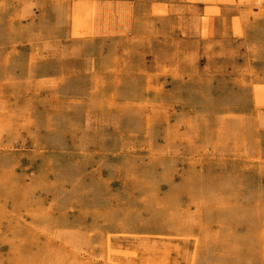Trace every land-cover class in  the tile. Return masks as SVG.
<instances>
[{
    "label": "rangeland",
    "instance_id": "obj_1",
    "mask_svg": "<svg viewBox=\"0 0 264 264\" xmlns=\"http://www.w3.org/2000/svg\"><path fill=\"white\" fill-rule=\"evenodd\" d=\"M255 1L0 0V58L6 57L0 59L3 60L0 62V135H2L0 136V189H2L0 190V264H23L25 259L30 264H38L37 259L44 258V253H48V256L41 260L42 264H74L75 262L76 264H264V91H262L264 90L262 88L264 87L262 65L264 56L252 52L257 48L253 47L252 49L251 44V46H247L246 25H244L248 17L264 14V1ZM22 26L25 28L23 29ZM159 30H162L161 34H158ZM145 34L149 36L146 37ZM31 36L34 37L31 38ZM67 36L68 38H66ZM78 36H81V39ZM38 37L41 38L38 39ZM17 38L18 41L21 39L23 44L18 42ZM230 38H233L234 41ZM224 41L232 43L225 42V44ZM213 42L218 45L216 46ZM6 44L8 45L6 46ZM65 46L67 48H64ZM16 47L18 49H15ZM37 48L40 51H37ZM237 48L241 50L238 51ZM53 49L57 51L54 52ZM213 49L216 51L215 53L212 51ZM249 49H252L251 52ZM103 52L105 57L102 55ZM252 53L254 54L252 55ZM33 55H37V57ZM56 55L59 56L56 57ZM195 58L200 61L197 62ZM216 58L220 59L216 60L215 64ZM112 59H116V66L113 65L115 63ZM29 60H32L31 63ZM220 60L224 63H219ZM104 63H108L106 67ZM211 64H213L212 68ZM110 68L112 70H108ZM25 69L26 71H24ZM106 70L109 72H104ZM194 73L199 74L195 75ZM60 74L65 77L62 78ZM171 74H176L178 79ZM112 75L114 78L111 77ZM151 75L152 77H150ZM190 75L191 78H189ZM253 75L255 78L251 77ZM179 76H181L180 80ZM199 76L201 77L199 78ZM92 77H94L93 80ZM197 78L198 80H196ZM222 79L226 80L222 81ZM116 80H118L117 85L115 84ZM202 80L209 81L211 84ZM232 80L235 83L231 82ZM216 81L219 84L215 83ZM58 82L60 85L57 88L55 85L59 84ZM183 82L185 84L182 86ZM102 83H105L103 88ZM143 84L145 85L143 86ZM211 85H214L213 88ZM200 86L205 88L202 87V90ZM226 86H230V89ZM92 87L96 89L93 90ZM181 87L185 89H181ZM143 90L145 92H142ZM34 91L36 92L34 93ZM198 91L199 94L203 91L204 96L202 93L201 96L197 95ZM169 92L172 94H168ZM181 93L185 95L183 96ZM82 96L84 97L81 98ZM194 96L196 97L194 98ZM147 97L149 98L147 99ZM217 97L220 100L216 99ZM87 99L90 100V104L86 101ZM162 101L167 103H161ZM158 102L159 104L155 105ZM133 103V106L128 105ZM202 103L203 105L205 103L206 109ZM214 104L218 105H216L218 109ZM238 104H240V108ZM138 105H140L139 108ZM201 106L203 108H200ZM141 107L142 110L144 109L143 111ZM110 108L112 110H108ZM132 109L137 114H144L141 115L143 118L140 114L137 118V114ZM223 109L226 110L222 112ZM103 110L104 112H102ZM153 110L157 115L160 113L162 115L157 116ZM126 112L127 114H124ZM209 112L211 114L214 112L213 115H210L214 117H210ZM163 113L165 114L163 115ZM190 113L192 114L190 115ZM149 115L152 118L155 117L156 121L153 119L154 122ZM156 116L158 118L160 116L162 122ZM169 116L171 117L169 118ZM118 118L119 120H117ZM112 120L115 121L111 122ZM141 123L143 126H140ZM152 123H156L154 127L157 130L152 126ZM171 123L175 125L170 126ZM182 124L187 125L184 127ZM200 126L203 128L200 129ZM197 127L200 130H197ZM191 130L196 135L192 134ZM198 131L200 132L198 133ZM149 133L150 135H148ZM173 133L175 134L173 135ZM163 134H166L165 137ZM152 137L155 138V141ZM170 137L173 139L171 140ZM196 137L197 139H195ZM202 137L205 139L204 142L201 141ZM173 140L176 141L177 146L175 145V147ZM181 142L184 146L194 145L187 148ZM33 147L34 149H32ZM194 148L195 150H193ZM22 150L24 151L22 152ZM199 151L204 152L200 154ZM191 161L193 162L191 163ZM238 161L241 162V165L237 163ZM246 163L248 164L246 165ZM184 167H187V170ZM236 170L238 171L236 172ZM202 171L206 173V176ZM239 171L242 172L239 173ZM207 172H211V177ZM240 174L244 177L242 178ZM109 184L110 186L107 187ZM2 186H6V189H3ZM69 186L73 191L68 190ZM8 187H17V189L7 190ZM66 189L68 193L70 191L69 194ZM14 190L18 192L15 193ZM74 192L76 193L74 194ZM1 194L6 197L3 198ZM232 194L238 197L236 198ZM11 196H15L17 199L15 197L13 199ZM22 199L25 201H21ZM13 200H17L18 204ZM12 201L15 203L13 204ZM26 201H28L27 204L24 203ZM253 202L254 206L250 207ZM13 206L15 208H12ZM154 223H159L160 227L153 228ZM140 231L141 233H139ZM235 250L238 253H234Z\"/></svg>",
    "mask_w": 264,
    "mask_h": 264
},
{
    "label": "bare ground",
    "instance_id": "obj_2",
    "mask_svg": "<svg viewBox=\"0 0 264 264\" xmlns=\"http://www.w3.org/2000/svg\"><path fill=\"white\" fill-rule=\"evenodd\" d=\"M254 1H255V0H254ZM263 1H264V0H263ZM251 2H252V1H251ZM255 2H256V1H255ZM255 2H254V3H255ZM255 4H256V3H255ZM4 5H5V4H4ZM242 8H243V7H242ZM252 8H253V7H252ZM239 10H240V9H239ZM64 11H65V10H64ZM69 11H70V10H69ZM77 11H78V10H77ZM248 11H251V10H248ZM125 12H126V11H125ZM134 12H135V11H134ZM144 12H145V10H144ZM144 12H143V13H144ZM147 12H148V11H147ZM58 13H59V12H58ZM58 13H57V14H58ZM73 13H74V12H73ZM127 13H128V12H127ZM254 13H255V12H254ZM44 14H45V12H44ZM249 14H250V13H249ZM16 15H18V14H16ZM72 15H73V14H72ZM75 15H76V14H75ZM140 15H141V14H140ZM142 15H143V14H142ZM251 15H252V14H251ZM10 16H11V15H10ZM40 16H41V14H40ZM42 16H43V14H42ZM58 16H59V15H58ZM58 16H57V17H58ZM61 16H62V15H61ZM63 16H64V15H63ZM63 16H62V17H63ZM79 16H80V15H79ZM256 16H257V15H256ZM43 17H44V16H43ZM55 17H56V16H55ZM64 17H65V16H64ZM149 17H150V16H149ZM149 17H147V18H149ZM254 17H255V16L253 15V18H254ZM257 17H258V16H257ZM9 18H10V17H9ZM13 18H15L14 15H13ZM41 18H42V17H41ZM152 18H153V17H152ZM248 18H249V17H248ZM253 18H251V19H253ZM39 19H40V17L38 18V20H39ZM55 19H56V18H55ZM76 19H77V18H76ZM246 19H247V18H246ZM151 20H152V19H151ZM7 21H8V20H7ZM43 21H44V18H43ZM61 21H64V20H61ZM142 21H143V19H142ZM250 21H253V20H250ZM11 22H12V21H11ZM58 22H59V21H58ZM58 22H57V24H58ZM79 22H80V21H79ZM148 22H149V21H148ZM237 22H238V21H237ZM241 22H242V21H241ZM60 23H61V22H60ZM60 23H59V24H60ZM62 23H63V22H62ZM247 23L250 24L249 21H247ZM262 23H263V22H262ZM10 24H11V23H10ZM20 24H21V23H20ZM63 24H64V23H63ZM78 24H79V23H78ZM7 25H8V23H7ZM33 25H34V24H33ZM67 25H68V24H67ZM79 25H80V24H79ZM146 25H147V24H146ZM234 25H235V24H234ZM244 25H246V24H244ZM251 25H252V24H251ZM153 26H154V25H153ZM164 26H165V25H164ZM248 26H250V25H248ZM257 26H258V25H257ZM6 27H7V26H6ZM22 27H23V26H22ZM40 27H41V26H40ZM40 27H39V28H40ZM66 27H67V26H66ZM149 27H150V26H149ZM233 27H235V26H233ZM246 27H247V25L245 26V28H246ZM24 28H25V27H23V29H24ZM29 28H30V27H29ZM32 28H33V26L31 27V29H32ZM51 28H52V27H51ZM147 28H148V27H147ZM165 28H167V27H165ZM173 28L175 29V27H173ZM173 28H172V29H173ZM240 28H241V27H240ZM256 28H260V27H256ZM11 29H12V28H11ZM143 29H144V28H143ZM155 29H156V28H155ZM158 29H159V26H158ZM168 29L170 30L171 28H168ZM7 30H8V29H7ZM7 30H6V31H7ZM9 30H10V28H9ZM21 30H22V29H21ZM40 30H41V29H40ZM112 30H113V28H112ZM134 30H135V29H134ZM146 30H147V29H146ZM148 30H149V29H148ZM169 30H167V31H169ZM245 30L247 31V29H245ZM248 30H249V29H248ZM250 30H251V29H250ZM6 31H5V32H6ZM113 31H114V30H113ZM135 31H136V30H135ZM161 31H162V30H161ZM161 31L159 30L160 33H158V34H161ZM163 31H164V30H163ZM258 31H259V30H258ZM39 32H40V31H39ZM89 32H90V31H89ZM133 32H134V31H133ZM140 32H141V31H140ZM145 32H146V31H145ZM152 32H154V31H152ZM165 32H166V31H165ZM171 32H172V31H171ZM27 33H28V32H27ZM143 33H144V32H143ZM147 33H148V31H147ZM150 33H151V32H150ZM150 33H149V34H150ZM162 33H163V32H162ZM34 34H35V33H34ZM152 34H153V33H152ZM158 34H157V36H159ZM248 34H249V31H248ZM257 34H258V33H257ZM38 35H39V34H38ZM38 35H37V36H38ZM40 35H41V34H40ZM124 35H125V34H124ZM133 35H135V34L133 33ZM136 35H137V32H136ZM139 35H140V34H139ZM145 35H146V34H145ZM153 35H156V34L154 33ZM245 35H246V34H245ZM5 36H6V35H5ZM5 36H4V37H5ZM25 36H26V35H25ZM54 36H55V35H54ZM84 36H87V35H84ZM140 36H141V35H140ZM147 36H149V35H146V37H147ZM157 36H156V37H157ZM6 37H7V36H6ZM6 37H5V38H6ZM29 37H30V36H29ZM32 37H34V36H31V38H32ZM45 37H46V36H45ZM48 37H49V36H48ZM78 37H80V39H81V36H78ZM127 37H128V34H127ZM12 38H13V37H12ZM24 38H25V37H24ZM35 38H36V37H35ZM39 38H41V37H38V39H39ZM54 38H55V37H54ZM61 38H62V36H61ZM66 38H68V36H67ZM66 38H64V39H65V40H68V39H66ZM76 38H77V37H76ZM85 38H87V37H85ZM125 38H126V37H125ZM247 38H249V37H247ZM13 39H14V38H13ZM19 39H20V38H19ZM59 39H60V37H59ZM131 39H132V38H131ZM136 39H138V38H136ZM147 39H148V38H147ZM151 39H152V38H151ZM157 39H158V37H157ZM157 39H156V40H157ZM230 39H231V38H230ZM7 40H8V39H7ZM9 40H10V39H9ZM16 40L18 41V38H17ZM20 40H21V39H20ZM20 40H19V41H20ZM29 40H30V39H29ZM44 40H46V39L44 38ZM49 40H50V39H49ZM71 40H72V39H71ZM91 40H92V39H91ZM93 40H94V39H93ZM127 40H128V38H127ZM224 40H225V39H224ZM250 40H251V38H250ZM250 40H249V41H250ZM10 41H11V40H10ZM19 41H18V42H19ZM32 41H33V40H32ZM32 41H30V42H32ZM47 41H48V40H47ZM60 41H61V40H60ZM104 41H105V40H104ZM132 41H133V40H132ZM135 41H136V40H135ZM135 41H134V42H135ZM220 41H222V39H220ZM229 41H231V40H229ZM232 41H234V40H232ZM246 41H248V40H246ZM251 41H252V40H251ZM15 42H16V41H15ZM20 42H21V41H20ZM25 42H26V41H25ZM25 42H24V43H25ZM30 42H29V43H30ZM61 42L63 43V41H61ZM72 42H73V41H72ZM94 42H95V41H94ZM114 42H115V41H114ZM123 42H124V41H123ZM209 42H211V41H209ZM222 42H223V41H222ZM222 42H221V43H222ZM225 42H227V41H224V43H225ZM235 42H236V41H235ZM235 42H234V43H235ZM243 42H244V41H243ZM12 43H13V42H12ZM62 43H61V44H62ZM67 43H69V42H67ZM70 43H71V41H70ZM102 43H103V41H102ZM105 43H106V41H105ZM213 43H214V42H213ZM215 43H216V42H215ZM215 43H214V44H215ZM227 43H230V42H227ZM231 43H232V42H231ZM231 43H230V44H231ZM246 43H247V42H246ZM252 43H253V42H252ZM9 44H10V43H9ZM13 44H14V43H13ZM21 44H23V42H21ZM21 44H20V45H21ZM57 44H58V43H57ZM63 44H66V43H63ZM75 44H76V42H75ZM111 44H112V43H111ZM115 44H116V43H115ZM119 44H120V43H119ZM121 44H122V43H121ZM225 44H226V43H225ZM225 44H224V45H225ZM230 44H229V45H230ZM247 44H248V43H247ZM1 45H2V44H1ZM3 45H4V44H3ZM7 45H8V44H6V46H7ZM10 45H11V44H10ZM16 45H17V44H16ZM16 45H15V46H16ZM24 45H25V44H24ZM45 45H46V44H45ZM99 45H102V44H99ZM172 45H173V44H172ZM210 45H211V44H210ZM215 45H216V44H215ZM217 45H218V44H217ZM217 45H216V46H217ZM227 45H228V44H227ZM227 45H226V46H227ZM4 46H5V45H4ZM13 46H14V45H13ZM42 46H44V45H42ZM75 46H76V45H75ZM155 46H156V45H155ZM247 46H248V45H247ZM250 46H251V45H250ZM253 46H254V45H253ZM255 46H256V45H255ZM255 46H254V48L256 49ZM26 47H27V45H26ZM30 47H31V46H30ZM161 47H162V46H161ZM228 47H229V46H228ZM234 47H235V46H234ZM237 47H238V45H237ZM13 48H14V47H13ZM19 48H20V47H19ZM24 48H25V47H24ZM35 48H36V47H35ZM46 48H47V47H46ZM50 48L52 49V47H50ZM64 48H67V47L65 46ZM145 48H146V47H145ZM154 48H155V47H154ZM212 48H213V47H212ZM212 48H211V49H212ZM216 48H217V47H216ZM216 48H215V50H218V49H216ZM222 48H223V47H222ZM244 48H245V47H244ZM248 48H249V47H248ZM248 48H247V49H248ZM250 48H251V47H250ZM15 49H18V48L16 47ZM56 49H57V48H56ZM61 49H62V47H61ZM119 49H120V48H119ZM209 49H210V48H209ZM229 49H230V48H229ZM232 49H233V48H232ZM237 49H238V51L241 50V49H239V48H237ZM252 49H253V47H252ZM252 49H251V50H252ZM4 50H5V49H4ZM11 50H12V48H11ZM27 50H28V49H27ZM38 50H39V49L37 48V51H38ZM46 50H47V49H46ZM53 50H54V52L57 51V50H55V49H53ZM66 50H67V49H66ZM66 50H65V53H66ZM69 50H70V49H69ZM101 50H102V49H101ZM101 50H100V52H101ZM178 50H179V49H178ZM245 50H246V49H245ZM249 50H250V49H249ZM251 50H250L249 52H251ZM256 50H257V49H256ZM8 51H10V50H8ZM13 51H14V50H13ZM16 51H17V50H16ZM16 51H15V53H16ZM29 51H30V48H29ZM39 51H40V50H39ZM42 51H43V50H42ZM197 51H198V50H197ZM202 51H203V50H202ZM208 51H209V50H208ZM212 51H213L214 53L216 52V51H214V49H213ZM30 52H31V51H30ZM33 52H34V50H33ZM51 52H52V51H51ZM54 52H53V53H54ZM61 52H62V51H61ZM63 52H64V51H63ZM72 52H73V51H72ZM112 52H113V51H112ZM118 52H119V51H118ZM122 52H123V51H122ZM126 52H127V51H126ZM234 52H235V51H234ZM236 52H237V51H236ZM236 52H235V53H236ZM243 52H244V51H243ZM252 52H253V51H252ZM40 53H41V52H40ZM45 53H46V52H45ZM49 53H50V51H49ZM53 53H52V54H53ZM65 53H64V54H65ZM70 53H71V52H70ZM73 53H74V52H73ZM123 53H124V52H123ZM204 53H207V52H204ZM219 53H220V52H219ZM221 53H222V52H221ZM238 53H239V52H238ZM241 53H242V52H241ZM9 54H10V53H9ZM9 54H8V55H9ZM32 54H33V53H32ZM50 54H51V53H50ZM57 54H58V53H57ZM64 54H63V55H64ZM100 54H101V53H100ZM145 54H146V53H145ZM145 54H144V55H145ZM226 54H227V53H226ZM244 54H245V53H244ZM250 54H251V53H250ZM253 54H254V53H252V55H253ZM256 54H257V53H256ZM8 55H7V56H8ZM30 55H31V54H30ZM66 55H67V53H66ZM66 55H65V56H66ZM72 55L74 56V54H72ZM75 55H78V54H75ZM79 55H80V54H79ZM79 55H78V56H79ZM102 55L104 56V52H103ZM105 55H106V54H105ZM115 55H116V54H115ZM199 55H200V53H199ZM213 55H214V54H213ZM11 56H12V54H11ZM33 56H34V55H33ZM48 56H50V55H48ZM57 56H59V55H56V57H57ZM99 56H100V55H99ZM196 56H197V55H196ZM211 56H212V55H211ZM217 56H218V52H217ZM221 56H222V55H221ZM224 56H225V55H224ZM226 56H227V55H226ZM34 57H37V55L34 56ZM41 57H42V56H41ZM60 57H61V56H60ZM60 57H59V58H60ZM94 57H95V56H94ZM104 57H105V56H104ZM114 57H115V56H114ZM116 57H118V56H116ZM198 57H199V56H198ZM215 57H216V56H215ZM215 57H214V58H215ZM218 57H219V56H218ZM234 57H235V56H234ZM242 57H243V56H242ZM248 57H249V55H248ZM253 57H254V56H253ZM3 58H6V57H2V58H0V59H3ZM26 58H27V57H26ZM42 58H43V57H42ZM42 58H41V59H42ZM45 58H46V56H45ZM52 58H53V57H52ZM54 58H55V57H54ZM62 58H63V57H62ZM177 58H178V57H177ZM183 58H184V57H183ZM222 58H223V57H222ZM255 58H256V57H255ZM7 59H8V58H7ZM39 59H40V58H39ZM49 59H50V58H49ZM60 59H61V58H60ZM60 59H59V60H60ZM218 59H220V58H216V59H215V64H216V62H217L216 60H218ZM229 59H230V57H229ZM237 59H238V58H237ZM244 59H245V58H244ZM52 60H53V59H52ZM93 60H94V59H93ZM107 60H108V59H107ZM112 60H113V59H112ZM115 60H116V59L113 60L114 63H115ZM118 60H119V59H118ZM118 60H117V61H118ZM181 60H183V59H181ZM195 60L197 61L196 58H195ZM195 60H194V61H195ZM208 60H209V59H208ZM225 60H227V59H225ZM1 61L3 62V60H0V62H1ZM21 61H22V60H21ZM29 61H30V60H29ZM31 61H32V60H31ZM31 61H30L29 63H31ZM33 61H34V63H35V59H34ZM37 61H38V60H37ZM57 61H58V60H57ZM60 61H61V60H60ZM110 61H111V60H110ZM120 61H121V59H120ZM145 61H146V60H145ZM149 61H150V60H149ZM194 61H193V62H194ZM198 61H200V60H198ZM198 61H197V62H198ZM220 61H221V60H220ZM227 61H229V60H227ZM227 61H226V62H227ZM45 62H46V60H45ZM106 62H107V61H106ZM121 62H122V61H121ZM121 62H120V63H121ZM146 62H147V61H146ZM178 62H179V61H178ZM197 62H196V63H197ZM205 62H206V60H205ZM218 62H219V61H218ZM247 62H248V60H247ZM247 62H246V64H249V63H247ZM250 62H251V61H250ZM22 63H23V62H22ZM34 63H33V64H34ZM149 63H150V62H149ZM149 63H147V64H149ZM199 63H200V62H199ZM219 63H224V62L221 61V62H219ZM230 63H232V62H230ZM263 63H264V62H263ZM1 64H2V63H1ZM57 64H58V62H57ZM57 64H56V65H57ZM59 64H60V63H59ZM104 64H105V63H104ZM106 64H108V63H106ZM106 64H105V67H106ZM165 64H166V63H165ZM183 64H184V63H183ZM227 64H228V62H227ZM20 65H21V64H20ZM38 65H39V62H38ZM40 65H41V64H40ZM100 65H101V64H100ZM113 65L116 66V63L113 64ZM117 65H118V64H117ZM149 65H150V64H149ZM202 65H203V64H202ZM225 65H226V64H225ZM232 65H233V63H232ZM2 66H3V65H2ZM5 66H6V65H5ZM34 66H35V65H34ZM98 66H99V65H98ZM115 66H114V67H115ZM194 66H195V65H194ZM197 66H198V65H197ZM209 66H210V65H209ZM212 66H213V64H211V68H212ZM244 66H245V65H244ZM253 66H254V65H253ZM253 66H252V67H253ZM255 66H256V65H255ZM255 66H254V67H255ZM25 67H26V66H25ZM36 67H37V64H36ZM61 67L63 68L62 64H61ZM117 67H118V66H117ZM146 67H147V66H146ZM149 67H150V66H149ZM198 67H199V66H198ZM198 67H197V68H198ZM20 68H21V67H20ZM23 68H24V66H23ZM23 68H22V70H23ZM34 68H35V67H34ZM62 68H61V69H62ZM100 68L102 69L103 66L100 67ZM119 68H121V67H119ZM208 68H209V67H208ZM216 68H217V67H216ZM250 68H251V67H250ZM6 69H7V68H6ZM35 69H36V68H35ZM114 69H115V68H114ZM116 69H117V68H116ZM145 69H146V68H145ZM205 69H206V68H205ZM226 69H227V67H226ZM241 69H242V68H241ZM252 69H253V68H252ZM20 70H21V69H20ZM22 70H21V71H22ZM62 70H63V69H62ZM103 70H104V69H103ZM103 70H102V72H103ZM108 70H112V69L110 68V69H108ZM108 70H106V71H104V72H107ZM121 70H124V69H121ZM125 70H126V69H125ZM146 70H147V69H146ZM210 70H211V69H210ZM210 70H209V71H210ZM215 70H216V69H215ZM229 70H230V69H229ZM231 70H232V69H231ZM247 70H248V69H247ZM24 71H26V69H25ZM24 71H23V72H24ZM29 71H30V70H29ZM35 71H36V70H35ZM63 71H64V70H63ZM100 71H101V70H100ZM196 71H197V70H196ZM196 71H195V72H196ZM198 71H199V70H198ZM234 71H235V69H234ZM238 71H239V70H238ZM241 71H243V70H241ZM253 71H254V69H253ZM255 71H256V70H255ZM23 72H22V73H23ZM31 72H33V71L31 70ZM90 72L92 73V71H90ZM90 72H89V74H91ZM93 72H94V70H93ZM102 72H101V73H102ZM108 72H109V71H108ZM119 72H120V71H119ZM122 72H123V71H122ZM122 72H121V73H122ZM130 72H131V71H130ZM146 72H147V71H146ZM146 72H145V73H146ZM204 72H205V71H204ZM210 72H211V71H210ZM96 73H97V72H96ZM101 73H100V74H101ZM126 73H127V72H126ZM147 73H148V72H147ZM153 73H155V72H153ZM153 73H152V74H153ZM157 73H158V72H157ZM159 73H160V72H159ZM162 73H163V72H162ZM167 73H168V72H167ZM169 73H171V72H169ZM176 73H177V72H176ZM183 73H185V72H183ZM218 73L221 74L222 72H218ZM226 73H227V72H226ZM232 73H234V72H232ZM241 73H242V72H241ZM251 73L253 74V72H251ZM20 74H21V73H20ZM31 74H33V73H31ZM35 74H36V73H35ZM62 74H64V73L62 72ZM85 74H87V73H85ZM103 74H104V73H103ZM111 74H112V73H111ZM160 74H161V73H160ZM186 74H187V73H186ZM194 74H195V73H194ZM198 74H199V73H198ZM198 74H195V75H198ZM201 74H202V72H201ZM203 74H206V73H203ZM223 74H224V73H223ZM242 74H243V73H242ZM245 74H246V73H245ZM247 74H248V73H247ZM15 75H16V73H15ZM22 75H23V74H22ZM50 75H51V74H50ZM92 75H93V74H92ZM95 75H96V74H95ZM118 75H119V73H118ZM141 75H142V74H141ZM171 75H172V74H171ZM177 75H178V73H177ZM177 75L175 74V75H172V76H174V78H175V77H177ZM192 75H193V73H192ZM207 75H208V74H207ZM216 75H217V74H216ZM237 75L239 76L240 74H237ZM248 75H249V74H248ZM30 76H31V75H30ZM55 76H57V75H55ZM60 76H61V74H60ZM63 76H64V75H63ZM63 76H61V77L63 78ZM103 76L106 78L105 75H103ZM130 76H131V75H130ZM148 76H149V74H148ZM153 76H154V75H153ZM162 76H163V74H162ZM172 76H171V77H172ZM193 76H194V75H193ZM201 76H202V75H201ZM201 76H199V78H200ZM210 76H211V74H210ZM210 76H208V77H210ZM212 76H213V75H212ZM214 76H215V75H214ZM240 76H241V75H240ZM35 77H36V76H35ZM40 77H41V76H40ZM64 77H65V76H64ZM66 77H67V76H66ZM89 77H91V76L89 75ZM111 77H113V75H112ZM115 77H116V76H115ZM119 77H120V76H119ZM131 77H132V76H131ZM131 77H130V78H131ZM150 77H152V75H151ZM156 77H157V76H156ZM180 77H181V76H179V80H180ZM205 77H206V76H205ZM205 77H204V78H205ZM208 77H207V80H208ZM219 77H221V76H219ZM232 77H234V75H232ZM251 77L253 78L254 75L251 76ZM56 78H57V77H56ZM93 78H94V77H92V80H93ZM99 78H100V77H99ZM113 78H114V77H113ZM123 78H124V77H123ZM128 78H129V77H128ZM136 78H137V77H136ZM189 78H191V75H190ZM189 78H187V79H189ZM213 78H214V77H213ZM238 78H239V77H238ZM242 78H243V77H242ZM245 78H246V76H245ZM254 78H255V77H254ZM256 78H258V77H256ZM76 79H77V78H76ZM82 79H83V78H82ZM133 79H134V78H133ZM139 79H140V78H139ZM142 79H143V78H142ZM142 79H141V80H142ZM151 79H152V78H151ZM170 79H171V78H170ZM177 79H178V77H177ZM182 79H184V78H182ZM187 79H186V80H187ZM193 79H194V78H193ZM210 79H211V78H210ZM210 79H209V80H210ZM214 79H215V78H214ZM217 79H218V78H217ZM219 79H221V78H219ZM240 79H241V78H240ZM77 80H78V79H77ZM95 80H96V79H95ZM97 80H98V79H97ZM104 80H105V79H104ZM120 80H121V79H120ZM153 80H154V79H153ZM174 80H175V79H174ZM184 80H185V79H184ZM184 80H183V81H184ZM196 80H198V78H197ZM200 80H201V79H200ZM215 80H216V79H215ZM223 80L225 81L226 79H222V81H223ZM229 80H231V79H229ZM253 80H255V79H253ZM256 80H257V79H256ZM36 81H37V80H36ZM57 81H58V79H57ZM59 81H60V80H59ZM73 81H74V80H73ZM111 81H112V80H111ZM111 81H110V83H111ZM117 81H118V80H116L115 84L117 83ZM125 81H126V80H125ZM144 81H145V80H144ZM156 81H157V80H156ZM159 81H162V80H159ZM169 81H170V80H169ZM176 81H178V80H176ZM191 81H192V80H191ZM202 81H204V80H202ZM205 81H206V80H205ZM205 81H204V82H205ZM239 81H240V80H239ZM239 81H238V83L241 82V81H240V82H239ZM5 82H6V80H5ZM60 82L62 83V81H60ZM60 82H58L59 84H56V85H55V86H57V88H58V85H60ZM91 82H92V81H91ZM93 82H94V81H93ZM93 82H92V83H93ZM95 82H96V81H95ZM101 82H102V81H101ZM113 82H114V80H113ZM113 82H112V83H113ZM184 82H185V81H184ZM184 82H183L182 86L185 84ZM186 82H189V81H186ZM193 82H194V81H193ZM195 82H196V81H195ZM206 82H207V81H206ZM217 82H218V81H216L215 83H217ZM231 82H233V80H232ZM255 82H256V81H255ZM33 83H34V82H33ZM92 83H91V84H92ZM142 83H143V82H142ZM157 83H158V81H157ZM169 83H170V82H169ZM180 83H181V82H180ZM207 83H209V81H208ZM233 83H235V82H233ZM233 83H232V84H233ZM241 83H242V82H241ZM241 83H240V85H241ZM248 83H249V82H248ZM258 83H260V82H258ZM16 84H17V83H16ZM70 84H71V83H70ZM98 84H99V83H98ZM104 84H105V83H104ZM104 84L102 83V88H103V85H104ZM120 84H121V83H120ZM147 84H148V82H147ZM160 84H161V83H160ZM163 84H164V83H163ZM194 84H195V83H194ZM209 84H211V83H209ZM212 84H213V83H212ZM218 84H219V82H218ZM224 84H225V83L223 82V85H224ZM254 84H255V83H254ZM92 85H93V84H92ZM100 85H101V84H100ZM100 85H98V86H100ZM112 85H114V83H113ZM116 85H117V84H116ZM144 85H145V84H143V86H144ZM149 85L151 86V84H149ZM172 85H173V84H172ZM202 85H203V84H202ZM214 85H215V84H214ZM214 85H211V87L213 88ZM227 85H228V82H227ZM89 86H90V85H89ZM140 86H141V85H140ZM157 86H158V85H157ZM176 86H177V85H176ZM230 86H231V85H230ZM230 86H229V87L226 86V87H228V88L230 89ZM6 87H7V86H6ZM8 87H10V86H8ZM87 87H88V86H87ZM95 87H96V86H95ZM95 87H94V88L92 87L93 90L96 89ZM115 87H116V86H115ZM141 87H142V86H141ZM147 87H148V86H147ZM147 87H146V89H147ZM171 87H172V86H171ZM189 87H190V86H189ZM189 87H188V88H189ZM200 87H201V86H200ZM202 87H203V86H202ZM202 87H201V89H202ZM221 87H222V85H221ZM242 87H243V86H242ZM248 87H249V86H248ZM2 88H3V87H2ZM34 88H35V87H34ZM51 88L53 89V87H51ZM68 88H69V87H68ZM169 88H170V87H169ZM169 88H167V89H169ZM175 88H176V87H175ZM177 88H178V86H177ZM182 88L185 89L184 87H181V89H182ZM186 88H187V87H186ZM188 88H187V89H188ZM203 88H205V87H203ZM212 88H211V89H212ZM215 88H217V87H215ZM219 88H220V87H219ZM224 88H225V87H224ZM224 88H223V89H224ZM262 88L264 89V87H262ZM20 89H21V88H20ZM69 89H70V88H69ZM76 89H77V88H76ZM99 89H100V88H99ZM99 89H97V90H99ZM115 89H116V88H115ZM117 89H118V87H117ZM119 89H120V88H119ZM162 89H163V88H162ZM201 89H200V91H201ZM14 90H15V89H14ZM30 90H31V89H30ZM89 90H90V88H89ZM89 90H87V91H89ZM102 90H103V89H102ZM124 90H125V89H124ZM150 90H151V89H150ZM160 90H161V89H160ZM160 90H159V91H160ZM196 90H197V88H196ZM196 90H195V92H196ZM202 90H203V89H202ZM205 90H206V89H205ZM215 90H216V89H215ZM219 90H220V89H219ZM256 90H257V89H256ZM39 91H40V90H39ZM77 91H78V90H77ZM120 91H121V89H120ZM153 91H154V90H153ZM171 91H173V90H171ZM186 91H188V90H186ZM186 91H185V92H186ZM191 91H192V89H191ZM212 91H213V89H212ZM212 91H211V92H212ZM262 91H264V90H262ZM6 92H7V91H6ZM27 92H28V91H27ZM35 92H36V91H34V93H35ZM50 92H51V91H50ZM52 92H53V91H52ZM113 92H114V91H113ZM115 92H117V91H115ZM142 92H145V91L143 90ZM146 92H147V91H146ZM148 92H149V90H148ZM156 92H158V91H156ZM156 92H155V93H156ZM178 92H179V91H178ZM183 92H184V90H183ZM183 92H182V93H183ZM218 92H219V91H218ZM34 93H33V94H34ZM42 93H43V92H42ZM94 93H96V92H94ZM126 93H128V92H126ZM155 93H154V94H155ZM160 93H161V92H160ZM162 93H164V92H162ZM182 93H181V94H182ZM201 93H202L203 96H204V92H203V91L200 92V94H199V91H198V94H197V93H196V94L201 96ZM205 93H206V92H205ZM31 94H32V93H31ZM40 94H41V92H40ZM47 94H48V92H47ZM50 94H51V93H50ZM98 94H99V91H98ZM100 94H101V93H100ZM116 94H117V93H116ZM156 94H157V93H156ZM168 94H172V93L169 92ZM173 94H174V93H173ZM186 94H187V93H186ZM206 94H207V93H206ZM206 94H205V96H206ZM211 94H212V93H211ZM14 95H15V94H14ZM118 95H121V94H118ZM125 95H126V94H125ZM165 95H166V94H165ZM175 95H176V93H175ZM178 95H179V93L177 94V96H178ZM182 95L184 96L185 94H182ZM189 95H190V92H189ZM193 95H194V94H193ZM193 95H191V97H193ZM197 95H196V96H197ZM237 95H238V94H237ZM237 95H236V96H237ZM18 96H20V95H18ZM27 96H28V95H27ZM30 96H31V95H30ZM38 96H39V95H38ZM43 96H44V95H43ZM49 96H50V95H49ZM64 96H65V95H64ZM67 96H68V95H67ZM69 96H70V95H69ZM71 96H72V95H71ZM122 96H123V95H122ZM135 96H136V95H135ZM146 96H147V95H146ZM157 96H160V95H157ZM168 96H169V95H168ZM171 96H172V95H171ZM183 96H182V97H183ZM196 96H194V98H195ZM213 96H214V95H213ZM21 97H22V96H21ZM83 97H84V96H82L81 98H83ZM117 97H119V96H117ZM124 97H125V96H124ZM144 97H145V96H144ZM149 97H150V96H149ZM149 97H147V99H148ZM152 97H153V96H152ZM154 97H156V96H154ZM173 97H174V96H173ZM175 97H176V96H175ZM186 97H187V95H186ZM215 97H216V96H215ZM246 97H247V96H246ZM17 98H18V97H17ZM38 98H39V97H38ZM81 98H80V99H81ZM86 98H87V97H86ZM86 98H85V99H86ZM88 98H90V97H88ZM119 98H120V97H119ZM140 98H141V97H140ZM159 98H160V97H159ZM180 98H181V97H180ZM187 98H188V97H187ZM200 98H201V97H200ZM203 98H204V97H203ZM205 98H206V97H205ZM25 99H26V98H25ZM57 99H58V98H57ZM67 99H68V98H67ZM102 99H103V98H102ZM129 99H130V98H129ZM147 99H146V100H147ZM150 99H151V98H150ZM157 99H158V98H157ZM162 99H163V98H162ZM162 99H161V100H162ZM164 99H165V98H164ZM185 99H186V98H185ZM190 99L192 100V98H190ZM201 99H202V98H201ZM216 99H218V97H217ZM227 99H228V98H227ZM262 99H263V94H262ZM20 100H21V98H20ZM37 100H38V99H37ZM62 100H63V99H62ZM96 100H97V99H96ZM155 100H156V98H155ZM159 100H160V99H159ZM167 100H168V99H167ZM169 100H170V99H169ZM169 100H168V101H169ZM181 100H183V99H181ZM195 100H196V99H195ZM197 100H198V99H197ZM199 100H200V99H199ZM202 100H205V99H202ZM202 100H200V101H202ZM212 100H213V98H212ZM212 100H211V101H212ZM218 100H220V99H218ZM16 101H17V100H16ZM31 101H32V100H31ZM54 101H55V100H54ZM58 101H59V100H58ZM63 101H64V100H63ZM72 101H73V100H72ZM74 101H75V100H74ZM83 101H85V100H83ZM86 101H88V99H87ZM89 101H90V100H89ZM89 101H88V102H89ZM97 101H98V100H97ZM152 101H153V100H152ZM152 101H151V102H152ZM184 101H185V100H184ZM222 101H223V99H222ZM37 102H38V101H37ZM65 102H66V101H65ZM65 102H64V103H65ZM68 102H69V101H68ZM94 102H95V101H94ZM154 102H156V101H154ZM163 102H164V101H162L161 103H163ZM172 102H174V101H172ZM172 102H171V105H172ZM176 102H177V101H176ZM176 102H175V104H176ZM188 102H189V99H188ZM188 102H187V103H188ZM196 102H197V101H196ZM54 103H55V102H54ZM66 103H67V102H66ZM71 103H72V102H71ZM77 103H78V102H77ZM79 103H80V102H79ZM84 103H86V102H84ZM97 103H98V102H97ZM113 103H114V102H113ZM119 103L121 104V102H119ZM164 103H167V102H164ZM190 103H191V102H190ZM192 103H193V102H192ZM192 103H191V104H192ZM199 103H200V102H199ZM207 103H208L207 105H209V102H207ZM212 103H213V101H212ZM214 103H215V102H214ZM216 103H217V101H216ZM236 103H237V102H236ZM10 104H11V103H10ZM46 104H47V103H46ZM51 104H52V103H51ZM59 104H60V103H59ZM89 104H90V102H89ZM104 104H105V103H104ZM104 104H103V105H104ZM157 104H159V102H158V103H155V105H157ZM185 104H186V103H185ZM191 104H190V105H191ZM194 104H195V103H194ZM194 104H193V105H194ZM217 104H218V103H217ZM217 104H216V105H217ZM32 105H33V104H32ZM32 105H31V106H32ZM73 105H74V102H73ZM105 105H106V104H105ZM121 105H122V104H121ZM128 105L133 106L134 103H133V104H128ZM143 105H144V104H143ZM146 105H147V104H146ZM162 105H164V104H162ZM202 105H203V103H202ZM214 105H215V104H214ZM214 105H211V106H214ZM216 105H215V107H216ZM229 105H230V104H229ZM258 105H259V104H258ZM60 106H61V104H60ZM97 106H98V105L96 104V107H97ZM136 106H137V104H136ZM141 106H142V105H141ZM158 106H159V105H158ZM160 106H161V105H160ZM179 106H180V105H179ZM195 106H196V105H195ZM197 106H198V105H197ZM203 106H204V108L206 107V106H205V103H204ZM217 106H218V105H217ZM219 106H220V105H219ZM222 106H223V105H222ZM226 106H227V105H226ZM230 106H231V105H230ZM238 106H239V108H240V104H238ZM107 107H108V106H107ZM117 107H119V106H117ZM139 107H140V105H138V108H139ZM164 107H165V106H164ZM167 107H168V105H167ZM169 107H170V106H169ZM208 107L210 108V106H208ZM215 107H213V108H215ZM39 108H40V107H39ZM49 108H50V107H49ZM100 108L102 109L103 107H100ZM111 108H112V107H111ZM111 108L108 109V110H112ZM113 108H115V107H113ZM132 108H133V107H132ZM138 108H136V109H138ZM143 108H144V107H143ZM155 108H156V107H155ZM162 108H163V107H162ZM187 108H188V107H187ZM187 108H186V109H187ZM200 108H203V107L201 106ZM216 108H217V107H216ZM222 108H223V107H222ZM229 108H230V107H229ZM241 108H242V107H241ZM40 109H41V108H40ZM53 109H54V108H53ZM58 109H59V108H58ZM65 109H66V108H65ZM69 109H70V108H69ZM87 109H88V108H87ZM105 109H106V108H105ZM126 109H128V108H126ZM165 109H166V108H165ZM188 109H189V108H188ZM194 109H195V108H194ZM205 109H206V108H205ZM205 109H204V110H205ZM211 109H212V108H211ZM217 109H218V108H217ZM243 109H244V108H243ZM47 110H48V109H47ZM61 110H62V109H61ZM92 110H93V109H92ZM95 110H96V109H95ZM106 110H107V109H106ZM117 110H118V109H117ZM117 110H116V111H117ZM128 110H129V109H128ZM132 110H133V112H135L134 109H132ZM141 110H142V107H141ZM143 110H144V109H143ZM143 110H142V111H143ZM149 110L151 111V109H149ZM161 110H163V109H161ZM172 110H175V109H172ZM179 110H181V109L179 108ZM207 110H208V109H207ZM213 110H214V109H213ZM224 110H226V109H223L222 112H223ZM229 110H230V109H229ZM33 111H35V110H33ZM55 111H56V109H55ZM55 111H53V112H55ZM81 111H82V110H81ZM84 111H85V110H84ZM100 111H101V110H100ZM119 111L121 112V110H119ZM122 111H123V110H122ZM138 111H139V110H138ZM164 111H165V110H164ZM187 111H188V110H187ZM196 111H197V109H196ZM217 111H218V110H217ZM230 111H231V110H230ZM30 112H31V110H30ZM50 112H52V111H50ZM59 112H60V110H59ZM86 112H87V111H86ZM94 112H95V111H94ZM102 112H104V110H103ZM111 112H112V111H111ZM123 112H124V111H123ZM133 112H132V113H133ZM139 112H140V111H139ZM153 112H154V110H153ZM157 112H158V111H157ZM165 112H166V111H165ZM168 112H169V111H168ZM170 112H171V111H170ZM190 112H192V111L190 110ZM194 112H195V110H194ZM200 112H201V111H200ZM237 112L240 113L239 111H237ZM109 113H110V112H109ZM116 113H117V112H116ZM128 113H129V112H128ZM135 113H136V112H135ZM144 113H145V112H144ZM154 113H156V112H154ZM154 113H152V114L155 115ZM158 113H159V112H158ZM172 113H173V111H172ZM176 113H177V112H176ZM182 113H183V112H182ZM209 113H210V112H209ZM213 113H214V112H213ZM213 113H212V114L210 113L209 116H210V115H213ZM244 113H245V112H244ZM30 114L32 115V113H30ZM60 114H61V112H60ZM95 114H96V113H95ZM124 114H127V112L124 113ZM124 114H123V115H124ZM136 114H137V113H136ZM139 114H140V113H139ZM139 114H137V118L139 117V116H138ZM150 114H151V113H150ZM160 114H161V113H160ZM160 114H158V115H160ZM164 114H165V113H163V115H164ZM191 114H192V113H190V115H191ZM217 114H218V112H217ZM219 114H220V113H219ZM100 115H102V114H100ZM109 115H110V114H109ZM115 115H116V114H115ZM132 115H133V114H132ZM141 115H144V114H140V116H141ZM156 115H157V113H156ZM158 115H157V116H158ZM161 115H162V114H161ZM169 115H170V114H169ZM172 115H173V114H172ZM182 115H183V114H182ZM193 115H194V114H193ZM58 116H59V115H58ZM85 116H86V115H85ZM149 116H150V115H149ZM157 116H156V117H157ZM186 116H189V115H186ZM205 116H206V115H205ZM33 117H34V116H33ZM100 117H101V116H100ZM129 117H130V116H129ZM141 117H142V116H141ZM150 117L152 118V116H150ZM161 117H162V116H161ZM170 117H171V116H169V118H170ZM190 117H191V116H190ZM197 117H198V116H197ZM210 117H214V116H210ZM29 118H30V117H29ZM58 118H59V117H58ZM122 118H123V117H122ZM142 118H143V117H142ZM142 118H139V119H142ZM159 118H160V116H159ZM159 118L157 117V119H159ZM169 118H168V119H169ZM184 118H185V116H184ZM198 118H199V117H198ZM202 118H203V117H202ZM219 118H220V117H219ZM88 119H89V118H88ZM109 119H110V118H109ZM120 119H121V115H120ZM153 119L155 120V117L152 118V120H153ZM166 119H167V118H166ZM171 119H172V118H171ZM179 119H180V118H179ZM200 119H201V118H200ZM207 119H208V118H207ZM210 119H211V118H210ZM210 119H209V120H210ZM33 120H34V119H33ZM65 120H66V119H65ZM76 120H77V119H76ZM117 120H119V118H118ZM130 120H131V119H130ZM136 120H137V119H136ZM154 120H153V121H154ZM160 120H161V122H162V118H160ZM190 120H191V119H190ZM196 120H197V118H196ZM212 120H213V119H212ZM212 120H211V121H212ZM20 121H21V120H20ZM63 121H64V120H63ZM102 121H103V120H102ZM114 121H115V120H114ZM114 121L112 120L111 122H114ZM123 121H124V120H123ZM137 121H138V120H137ZM143 121H144V120H143ZM155 121H156V120H155ZM155 121H154V122H155ZM174 121H176V120H174ZM185 121H186V120H185ZM216 121H218V120L216 119ZM105 122H106V121H105ZM151 122H152V121H151ZM165 122H168V121H165ZM180 122H181V121H180ZM186 122H188V121H186ZM198 122H199V120L197 121V123H198ZM209 122H210V121H209ZM218 122H219V121H218ZM90 123H91V122H90ZM157 123H159V121H157ZM169 123H170V122H169ZM200 123H202V122L200 121ZM214 123H215V122H214ZM255 123H256V122H255ZM63 124H64V123H63ZM81 124H82V123H81ZM101 124H102V123H101ZM104 124H105V123H104ZM152 124H153V125H152ZM152 124H151V125L154 127V125H155L156 123H152ZM160 124H161V123H160ZM202 124H204V123H202ZM208 124H210V123H208ZM30 125H31V124H30ZM88 125L91 126V124H88ZM172 125H173V123H171L170 126H172ZM174 125H175V124H174ZM174 125H173V126H174ZM182 125H183V124H182ZM186 125H187V124H186ZM186 125H185V126H186ZM191 125H192V124H191ZM198 125H199V123H198ZM198 125H197V126H198ZM200 125H201V124H200ZM210 125H211V124H210ZM62 126H64V125H62ZM79 126H80V125H79ZM101 126H102V125H101ZM104 126H105V125H104ZM108 126H109V123H108ZM140 126H143L142 123H141ZM152 126H151V127H152ZM157 126H158V125H157ZM160 126H161V125H160ZM180 126H181V125H180ZM183 126H184V125H183ZM185 126H184V127H185ZM188 126H189V125H188ZM208 126H209V125H208ZM215 126H216V124H215ZM66 127H67V126H66ZM102 127H103V126H102ZM147 127H148V126H147ZM149 127H150V124H149ZM153 127H152V128H153ZM181 127H182V126H181ZM190 127H191V126H190ZM198 127H199V126H198ZM198 127H197V130H200L202 126H200V129H198ZM82 128H83V127H82ZM98 128H99V126H98ZM144 128H145V127H144ZM152 128H151V130H152ZM154 128L156 129V127H154ZM163 128H164V127H163ZM202 128H203V127H202ZM6 129H7V128H6ZM52 129H53V128H52ZM88 129H89V128H88ZM102 129H103V128H102ZM138 129H139V128H138ZM141 129H142V128H141ZM155 129H154V130H155ZM160 129H162V128H160ZM172 129H173V127H172ZM190 129H191V128H190ZM190 129H189V130H190ZM208 129H209V127H208ZM213 129H214V128H213ZM20 130H21V129H20ZM106 130H107V129H106ZM156 130H157V129H156ZM158 130H159V128H158ZM163 130H164V129H163ZM163 130H162V131H163ZM168 130H171V129L168 128ZM168 130H167V131H168ZM182 130H183V129H182ZM184 130H185V129H184ZM193 130H194V129H193ZM195 130H196V129H195ZM195 130H194V131H195ZM209 130H210V129H209ZM214 130H216V128H215ZM257 130H258V129H257ZM92 131H93V130H92ZM121 131H122V130H121ZM121 131H120V132H121ZM136 131H137V130H136ZM141 131L143 132V130H141ZM147 131H148V130H147ZM159 131H161V130H159ZM167 131H165V132H167ZM185 131H187V130H185ZM194 131H193V132H194ZM201 131L203 132V130H201ZM3 132L5 133V131H3ZM49 132H50V131H49ZM75 132H76V131H75ZM123 132H124V130H123ZM139 132H140V131H139ZM149 132H150V131H149ZM153 132H154V131H153ZM153 132H152V133H153ZM168 132H169V131H168ZM171 132H172V131H171ZM171 132H170V133H171ZM199 132H200V131H198V133H199ZM51 133H52V132H51ZM73 133H74V132H73ZM101 133H102V132H101ZM124 133H125V132H124ZM162 133H164V132H162ZM183 133H186V132H183ZM189 133H190V132H189ZM191 133H192V130H191ZM195 133H196V132H195ZM198 133H197V134H198ZM1 134H2V133H1ZM74 134H75V133H74ZM74 134H72V135H74ZM126 134H127V133H126ZM135 134H136V133H135ZM141 134H143V133H141ZM141 134H140V135H141ZM154 134H155V133H154ZM158 134H159V133H158ZM168 134H169V133H168ZM174 134H175V133H173V135H174ZM192 134H194V133H192ZM54 135H55V134L53 133V136H54ZM78 135H79V134H78ZM128 135H130V134L128 133ZM131 135L134 136L133 134H131ZM137 135H138V134H137ZM148 135H150V133H149ZM155 135H156V134H155ZM155 135H154V136H155ZM161 135H162V134H161ZM165 135H166V134H163V137H165ZM173 135L171 134V137H172ZM184 135H187V134H184ZM190 135H191V134H190ZM194 135H196V134H194ZM201 135H202V134H201ZM201 135H200V136H201ZM203 135H204V133H203ZM215 135H216V134H215ZM252 135H253V134H252ZM0 136H2V135H0ZM50 136H51V134H50ZM99 136H100V135H99ZM104 136H105V135H104ZM110 136H111V135H110ZM120 136H121V135H120ZM175 136H176V135H175ZM175 136H174V137H175ZM178 136H179V135H178ZM180 136H181V135H180ZM191 136H192V135H191ZM217 136H218V134H217ZM54 137H55V136H54ZM108 137H109V136H108ZM121 137H122V136H121ZM124 137H125V136H124ZM142 137H143V136H142ZM155 137H156V136H155ZM159 137H160V135H159ZM171 137H170V138H171ZM193 137H194V136H193ZM197 137H198V136H197ZM197 137H196L195 139H197ZM211 137H212V135H211ZM214 137H215V136H214ZM22 138H23V137H22ZM50 138H51V137H50ZM72 138H73V136H72ZM98 138H99V137H98ZM113 138H114V137H113ZM122 138H123V137H122ZM152 138H153V137H152ZM156 138H157V137H156ZM186 138H187V137H186ZM189 138H190V137H189ZM203 138H204V137H202V140H201V141L205 140V139H203ZM3 139H4V138H3ZM90 139H91V138H90ZM95 139H96V138H95ZM136 139H137V138H136ZM141 139H142V138H141ZM149 139H150V138H149ZM154 139H155V138H153V140H154ZM157 139H158V138H157ZM164 139H165V138H164ZM172 139H173V138H171V140H172ZM174 139H175V138H174ZM191 139H192V138H191ZM215 139H216V138H215ZM259 139H260V138H259ZM17 140H18V139H17ZM53 140H54V139H53ZM55 140H56V139H55ZM58 140H59V139H58ZM60 140H61V139H60ZM73 140H75V139H73ZM112 140H113V139H112ZM133 140H134V139H133ZM143 140H144V139H143ZM145 140H146V139H145ZM159 140H160V139H159ZM189 140H190V139H189ZM5 141H6V140H5ZM15 141H16V140H15ZM25 141H26V140H25ZM101 141H102V140H101ZM154 141H155V140H154ZM154 141H153V142H154ZM169 141H170V140H169ZM184 141H185V140H184ZM195 141H196V140H195ZM3 142H4V141H3ZM62 142H63V141H62ZM119 142H120V140H119ZM145 142H146V141H145ZM165 142H166V141L164 140V143H165ZM173 142H174V140H173ZM175 142H176V141H175ZM175 142H174V147H175V145H176ZM178 142H179V144H180V141H178ZM186 142H187V141H186ZM192 142H193V139H192ZM198 142H199V140H198ZM198 142H195V143H198ZM203 142H204V141H203ZM15 143H17V142H15ZM57 143H58V142H57ZM143 143H144V142H143ZM154 143H155V142H154ZM154 143H153V144H154ZM160 143H161V142H160ZM160 143H158V145H159ZM164 143H163V144H164ZM171 143H172V142H171ZM171 143H170V145H171ZM181 143H182V142H181ZM199 143H200V142H199ZM21 144H22V143H21ZM54 144H55V143H54ZM85 144H86V143H85ZM101 144H102V143H101ZM101 144H100V145H101ZM177 144H178V143H177ZM179 144H178V146H179ZM182 144H183V143H182ZM191 144H192V143H191ZM204 144H205V143H204ZM10 145H11V144H10ZM10 145H9V146H10ZM86 145H87V144H86ZM89 145H90V144H89ZM139 145H140V144H139ZM160 145H161V144H160ZM193 145H194V144H193ZM193 145H191V146L188 145V146H189V147H192ZM23 146H24V145H23ZM26 146H27V145H26ZM52 146H53V144H52ZM113 146H114V145H113ZM164 146H165V145H164ZM176 146H177V145H176ZM180 146H181V145H180ZM183 146H184V144H183ZM186 146H187V145H186ZM186 146H184V147H186ZM188 146H187V148H189ZM259 146H260V145H259ZM87 147H88V146H87ZM181 147H182V146H181ZM219 147H220V146H219ZM14 148H15V146H14ZM90 148H91V147H90ZM119 148H120V147H119ZM142 148H143V147H142ZM147 148H148V147H147ZM156 148H157V147H156ZM164 148H165V147H164ZM203 148H204V147H203ZM239 148H240V147H239ZM32 149H34V147H33ZM46 149H47V148H46ZM94 149H95V147H94ZM145 149H146V148H145ZM175 149H178V148H175ZM182 149H183V148H182ZM185 149H186V148H185ZM41 150H42V149H41ZM41 150H40V151H41ZM128 150H129V149H128ZM179 150H180V149H179ZM187 150H190V149H187ZM191 150H192V149H191ZM193 150H195V148H194ZM198 150H199V148H198ZM222 150H223V149H222ZM2 151H3V150H2ZM23 151H24V150H22V152H23ZM78 151H80V150H78ZM95 151H96V150H95ZM124 151H125V150H124ZM180 151H181V150H180ZM183 151H186V150H183ZM211 151H212V149H211ZM214 151H215V149H214ZM238 151H239V150H238ZM87 152H88V151H87ZM92 152H93V151H92ZM100 152H101V151H100ZM108 152H109V151H108ZM166 152H167V151H166ZM178 152H179V151H178ZM192 152H193V151H192ZM197 152H198V151H197ZM197 152H196V153H197ZM203 152H204V151H203ZM203 152L199 151L200 154L203 153ZM207 152H208V151H207ZM209 152H210V151H209ZM209 152H208V153H209ZM245 152H246V151H245ZM34 153H35V152H34ZM37 153H38V152H37ZM157 153H158V152H157ZM168 153H169V152H168ZM170 153H171V152H170ZM176 153H177V152H176ZM184 153H185V152H184ZM187 153H188V152H187ZM213 153H214V152H213ZM217 153H218V152H217ZM219 153H220V152H219ZM222 153H223V152H222ZM242 153H243V152H242ZM45 154H47V153H45ZM134 154H136V153H134ZM173 154H174V153H173ZM178 154H180V152H179ZM223 154H224V153H223ZM238 154H239V153H238ZM12 155H13V154H12ZM95 155H96V154H95ZM129 155H132V154H129ZM140 155H141V154H140ZM144 155H146V154H144ZM147 155H148V154H147ZM174 155H175V154H174ZM184 155H185V154H184ZM21 156H22V155H21ZM91 156H92V155H91ZM158 156H159V155H158ZM185 156H186V155H185ZM191 156H193V155H191ZM194 156H195V155H194ZM240 156H241V155H240ZM2 157H3V156H2ZM29 157H30V156H29ZM29 157H27V158H29ZM88 157H89V156H88ZM126 157H127V156H126ZM196 157H198V156H196ZM214 157H216V156H214ZM236 157H237V156H236ZM19 158H20V157H19ZM30 158H31V157H30ZM34 158H35V157H34ZM43 158H44V157H43ZM83 158H84V157H83ZM222 158H224V157H222ZM226 158H227V157H226ZM229 158H230V157H229ZM241 158H242V157H241ZM54 159H56V158H54ZM128 159H129V158H128ZM227 159H228V158H227ZM234 159H235V158H234ZM238 159H240V158H238ZM244 159H245V158H244ZM15 160H16V158H15ZM15 160H14V162H17V161H15ZM52 160H53V158H52ZM52 160H51V161H52ZM57 160H58V159H57ZM146 160H147V159H146ZM185 160H186V159H185ZM223 160H225V158H224ZM236 160H237V159H236ZM236 160H234V161H236ZM250 160H251V159H250ZM263 160H264V159H263ZM20 161H21V160H20ZM69 161H70V160H69ZM182 161H183V160H182ZM182 161H181V163H182ZM188 161H190V160H188ZM207 161H208V160H207ZM207 161H206V162H207ZM214 161H215V160H214ZM239 161H240V160H239ZM239 161H238L237 163H239ZM242 161H243V160H242ZM4 162H5V160H4ZM8 162H9V161H8ZM10 162H11V161H10ZM18 162H19V161H18ZM126 162H127V161H126ZM185 162H186V161H185ZM192 162H193V161H191V163H192ZM195 162H196V161H195ZM209 162H210V161H209ZM215 162H216V161H215ZM256 162H257V161H256ZM56 163H57V162H56ZM56 163H55V164H56ZM59 163H60V161H59ZM75 163H76V162H75ZM131 163H132V162H131ZM210 163H211V162H210ZM221 163H223V162L221 161ZM225 163H226V162H225ZM225 163H224V164H225ZM229 163H230V162H229ZM240 163H241V162H240ZM240 163H239V165H241ZM12 164H14L13 161H12ZM18 164H19V163H18ZM194 164H195V163H194ZM196 164H197V163H196ZM233 164H234V163H233ZM235 164H236V163H235ZM247 164H248V163H246V165H247ZM253 164H254V163H253ZM15 165H16V164H15ZM15 165H14V166H15ZM132 165H133V164H132ZM145 165H146V164H145ZM215 165H216V164H215ZM225 165H227V164H225ZM237 165H238V164H237ZM17 166H18V165H17ZM40 166H41V164H40ZM102 166H103V165H102ZM130 166H131V165H130ZM133 166H134V165H133ZM176 166H177V165H176ZM192 166H193V165H192ZM194 166H195V165H194ZM220 166H221V165H220ZM244 166H245V165H244ZM244 166H243V167H244ZM249 166H250V165H249ZM259 166H260V164H259ZM3 167H4V166H3ZM5 167H7V166H5ZM5 167H4V168H5ZM60 167H61V166H60ZM92 167H95V166H92ZM117 167H118V166H117ZM121 167H122V166H121ZM181 167H182V166H181ZM187 167H188V166H187ZM187 167H184V168L186 169ZM197 167H198V166H197ZM218 167H219V166H218ZM241 167H242V166H241ZM8 168L11 169L10 167H8ZM13 168H14V167H13ZM57 168H59V167H57ZM61 168H63V167H61ZM127 168H128V167H127ZM157 168H158V167H157ZM178 168H179V167H178ZM178 168H177V169H178ZM189 168H191V167H189ZM211 168H212V167H211ZM211 168H210V169H211ZM215 168H216V167H215ZM225 168H226V166H225ZM238 168H240V167H238ZM246 168H247V167H246ZM79 169H80V168H79ZM179 169H180V168H179ZM197 169H198V168H197ZM219 169H220V168H219ZM12 170H13V169H12ZM12 170H11V171H12ZM45 170H46V169H45ZM119 170H120V169H119ZM158 170H159V169H158ZM186 170H187V169H186ZM222 170H223V169H222ZM224 170L226 171V169H224ZM245 170H246V169H245ZM262 170H263V168H262ZM3 171H4V169H3ZM22 171H23V170H22ZM49 171H50V170H49ZM184 171H185V170H184ZM196 171H198V170H196ZM209 171H210V170H209ZM227 171H228V170H227ZM237 171H238V170H236V172H237ZM13 172H14V171H13ZM15 172H16V171H15ZM19 172L22 174L21 171H19ZM38 172H39V171H38ZM109 172H110V171H109ZM178 172H179V171H178ZM186 172H187V171H186ZM194 172H195V171H194ZM202 172H203V171H202ZM223 172H224V171H223ZM233 172H234V171H233ZM241 172H242V171H241ZM241 172L239 171V173H241ZM243 172H244V171H243ZM3 173H4V172H3ZM16 173H17V172H16ZM56 173H57V172H56ZM138 173H139V172H138ZM189 173H190V172H189ZM191 173H192V172H191ZM203 173H204V172H203ZM207 173H209L208 176L211 177V176H210V175H211V174H210L211 172H207ZM224 173L227 174V172H224ZM239 173H238V174H239ZM244 173H245V172H244ZM244 173H242V174H244ZM25 174H26V172H25ZM33 174H34V173H33ZM43 174H44V173H43ZM91 174H92V173H91ZM98 174H99V173H98ZM127 174H128V173H127ZM204 174H205V176H206V173H204ZM17 175H18V173H17ZM118 175H119V174H118ZM138 175H139V174H138ZM156 175H157V174H156ZM183 175H184V174H183ZM192 175H193V174H192ZM231 175L233 176L234 173L231 174ZM231 175H230V177H231ZM240 175H241V174H240ZM21 176H23V175H21ZM26 176H27V175H26ZM26 176H24V177H26ZM47 176H48V175H47ZM47 176H45V177H47ZM77 176H78V175H77ZM79 176H80V175H79ZM92 176H93V175H92ZM102 176H103V175H102ZM104 176H105V175H104ZM128 176H129V175H128ZM132 176H133V175H132ZM143 176H144V175H143ZM189 176H190V174H189ZM201 176H204V175H201ZM224 176H225V175H224ZM236 176H237V173H236ZM12 177H13V176H12ZM18 177H19V176H18ZM124 177H125V176H124ZM156 177H157V176H156ZM171 177H173V176H171ZM171 177H170V178H171ZM209 177H208V178H209ZM241 177L243 178L244 176L241 175ZM257 177H258V176H257ZM262 177H263V176H262ZM19 178H20V177H19ZM96 178H97V177H96ZM118 178H119V177H118ZM189 178H190V177H189ZM196 178H197V177H196ZM198 178H199V177H198ZM204 178H205V177H204ZM232 178H233V177H232ZM242 178H239V179L241 180ZM8 179H9V178H8ZM14 179H15V178H14ZM14 179H13V180H14ZM17 179H18V178H17ZM33 179H34V178H33ZM128 179H129V178H128ZM191 179H192V178H191ZM201 179H202V178H201ZM217 179H218V178H217ZM5 180H6V179H5ZM46 180H47V179H46ZM126 180H127V179H126ZM133 180H134V179H133ZM154 180H155V179H154ZM176 180H178V179H176ZM198 180H199V179H198ZM261 180H262V179H261ZM8 181H9V180H8ZM17 181H18V180H17ZM31 181H32V180H31ZM86 181H87V180H86ZM9 182H11V181H9ZM9 182H8V186H9ZM15 182H16V181H15ZM132 182H133V181H132ZM163 182H164V181H163ZM191 182H192V181H191ZM235 182H236V180H235ZM239 182H240V181H239ZM249 182H250V181H249ZM108 183H109V182H108ZM126 183H128V182H126ZM129 183H130V182H129ZM245 183H246V182H245ZM256 183H257V182H256ZM0 184H1V183H0ZM2 184H3V182H2ZM4 184H5V183H4ZM28 184H29V183H28ZM106 184H107V183H106ZM249 184H250V183H249ZM10 185H11V183H10ZM37 185H38V184H37ZM37 185H36V186H37ZM122 185H123V184H122ZM133 185H134V184H133ZM139 185H140V184H139ZM145 185H146V184H145ZM200 185H201V184H200ZM217 185H218V184H217ZM236 185H237V183H236ZM6 186H7V185H6ZM6 186H5V187H6ZM13 186H14V185H13ZM13 186H11V187H13ZM23 186H24V185H23ZM42 186L44 187V185H42ZM64 186H65V185H64ZM66 186H67V185H66ZM66 186H65V187H66ZM109 186H110V184H109L107 187H109ZM134 186H135V185H134ZM190 186H191V185H190ZM241 186H242V185H241ZM241 186H240V188H241ZM243 186H244V185H243ZM243 186H242V187H243ZM248 186H250V185H248ZM2 187H3V186H2ZM5 187H3V189H4ZM11 187H10V188H11ZM34 187H35V186H34ZM69 187H70V186H69ZM218 187H219V185H218ZM10 188L8 187L7 190H8V189L10 190ZM15 188L17 189V187H15ZM15 188H11V190H13V189H15ZM132 188H133V187H132ZM158 188H159V187H158ZM253 188H254V187H253ZM256 188H257V187H256ZM5 189H6V188H5ZM33 189H34V188H33ZM38 189H39V188H38ZM69 189L71 190L72 188L70 187V188H68V190H69ZM88 189H89V188H88ZM155 189H156V188H155ZM0 190H2V189H0ZM19 190H21V189H19ZM43 190H44V188H43ZM45 190H46V189H45ZM85 190H86V189H85ZM256 190H258V189H256ZM14 191H16V190H14ZM22 191H23V190H22ZM40 191H42V190H40ZM66 191H67V189H66ZM71 191H73V190H71ZM114 191H115V190H114ZM153 191H155V190H153ZM157 191H158V190H157ZM161 191H162V190H161ZM230 191H231V190H230ZM2 192H3V191H2ZM2 192H1V193H2ZM17 192H18V191H16L15 193H17ZM35 192H36V190H35ZM38 192H39V191H38ZM44 192H45V191H44ZM83 192H84V191H83ZM158 192H159V191H158ZM258 192H259V191H258ZM3 193H4V192H3ZM5 193H6V190H5ZM12 193H13V191H12ZM12 193H11V194H12ZM39 193H42V192H39ZM47 193H48V192H47ZM65 193H66V192H65ZM67 193H68V191H67ZM67 193H66V194H67ZM69 193H70V191H69ZM69 193H68V194H69ZM75 193H76V192H74V194H75ZM102 193H103V192H102ZM156 193H157V192H156ZM181 193H182V192H181ZM244 193H245V192H244ZM8 194H10V193H8ZM11 194H10V195H11ZM153 194H154V193H153ZM163 194H164V193H163ZM183 194H184V193H183ZM246 194H247V193H246ZM250 194H251V193H250ZM250 194H248L249 197H250ZM1 195H3V198L6 197V196H4V194H1ZM30 195H31V194H30ZM42 195H43V194H42ZM96 195H97V194H96ZM103 195H104V194H103ZM111 195H112V194H111ZM232 195H233V194H232ZM240 195H241V194H240ZM12 196H13V195H12ZM12 196H11V197H12ZM25 196H26V195H25ZM39 196H41V195H39ZM229 196H230V193H229ZM233 196H235V194H234ZM1 197H2V196H1ZM11 197H9V198H11ZM14 197H15V196H14ZM14 197H12V198L15 199L16 197H15V198H14ZM41 197H42V196H41ZM163 197H165V196H163ZM171 197H172V196H171ZM235 197H236V196H235ZM235 197H234V198H235ZM237 197H238V196H237ZM237 197H236V198H237ZM7 198H8V196H7ZM30 198H31V196H30ZM35 198H36V197H35ZM35 198H34V199H35ZM244 198H245V197H244ZM16 199H17V198H16ZM185 199H186V198H185ZM4 200H5V199H4ZM19 200H20V199H19ZM26 200H27V199H26ZM54 200H55V199H54ZM63 200H64V199H63ZM151 200H152V199H151ZM234 200H235V199H234ZM234 200H233V201H234ZM240 200H241V198H240ZM243 200H244V199H243ZM252 200H253V199H252ZM13 201L16 202L17 200H13ZM13 201H12V202H13ZM21 201H25V200L22 199ZM48 201H49V200H48ZM84 201H85V200H84ZM162 201H164V200H162ZM170 201H171V200H170ZM229 201L231 202L230 198H229ZM237 201H239V200H237ZM244 201H245V200H244ZM15 202H13V204H14ZM121 202H122V201H121ZM167 202H168V201H167ZM167 202H166V203H167ZM239 202H240V201H239ZM251 202H252V201H251ZM16 203H17V202H16ZM24 203L27 204L28 201H26V202H24ZM102 203H103V202H102ZM190 203H191V202H190ZM237 203H238V202H237ZM244 203H245V202H244ZM5 204H6V203H5ZM9 204H10V203H9ZM17 204H18V203H17ZM22 204H23V203H22ZM33 204H34V203H33ZM103 204H104V203H103ZM192 204H193V203H192ZM197 204H198V203H197ZM233 204H234V202H233ZM246 204H247V203H246ZM249 204H250V203H249ZM249 204H248V206H249ZM256 204H257V203H256ZM11 205H12V204H11ZM153 205H154V204H153ZM224 205H226V204H224ZM235 205H236V204H235ZM259 205H260V204H259ZM15 206H16V205H15ZM18 206H19V205H18ZM26 206H27V205H26ZM53 206H54V205H53ZM167 206H168V205H167ZM222 206H223V205H222ZM231 206H232V205H231ZM231 206H230V207H231ZM243 206H244V204H243ZM246 206H247V205H246ZM251 206H254V202L250 205V207H251ZM3 207H4V206H3ZM152 207H153V206H152ZM156 207H157V206H156ZM159 207H160V206H159ZM161 207H162V205H161ZM161 207H160L159 209H161ZM224 207H226V206H224ZM232 207H233V206H232ZM258 207H259V206H258ZM258 207H257V209H259ZM7 208H8V207H7ZM10 208H11V207H10ZM10 208H9V210H10ZM12 208H15V207L13 206ZM16 208H17V207H16ZM21 208H23V207H21ZM209 208H210V207H209ZM211 208H213V207H211ZM233 208H234V207H233ZM18 209H19V208H18ZM130 209H131V208H130ZM148 209H149V208H148ZM191 209H193V208H191ZM247 209H248V208H247ZM19 210H20V209H19ZM169 210H170V209H169ZM171 210H173V208H171ZM178 210H179V209H178ZM209 210H210V209H209ZM216 210H217V209H216ZM223 210H224V209H223ZM228 210H229V209H228ZM244 210H245V209H244ZM205 211H206V210H205ZM234 211H235V210H234ZM13 212H14V211H13ZM16 212H17V211H16ZM149 212H151V211H149ZM187 212H188V211H187ZM213 212H214V211H213ZM216 212H218V211H216ZM236 212H237V211H236ZM257 212H258V211H257ZM24 213H25V212H24ZM188 213H189V212H188ZM201 213H202V212H201ZM210 213H211V211H210ZM220 213H221V212H220ZM240 213H241V212H240ZM155 214H156V213H155ZM212 214H213V213H212ZM258 214H259V213H258ZM111 215H112V214H111ZM127 215H128V214H127ZM146 215H147V214H146ZM149 215H150V214H149ZM205 215H206V214H205ZM214 215H215V214H214ZM26 216H27V215H26ZM124 216H125V215H124ZM151 216H152V215H151ZM209 216H210V215H209ZM209 216H208V217H209ZM149 217H150V216H149ZM190 217H191V216H190ZM210 217H211V216H210ZM217 217H218V216H217ZM104 218H105V217H104ZM27 219H28V218H27ZM27 219H26V220H27ZM28 220H29V219H28ZM56 220H57V219H56ZM200 220H202V219H200ZM152 221H153V220H152ZM160 221H162V220H160ZM212 221H213V220H212ZM223 221H224V220H223ZM248 221H250V220H248ZM45 222H46V221H45ZM119 222H120V221H119ZM153 222H154V221H153ZM250 222H251V221H250ZM258 222H259V221H258ZM27 223H28V222H27ZM220 223H222V222H220ZM223 223H224V222H223ZM259 224H260V223H259ZM33 225H34V224H33ZM59 226H60V225H59ZM59 226H58V227H59ZM152 226H153V228H154V227L158 228V227H160V224H159V223H154ZM34 227H35V226H34ZM256 228H257V227H256ZM260 230H261V229H260ZM230 231H231V230H230ZM125 232H127V231H125ZM254 232H255V231H254ZM259 232H260V231H259ZM139 233H141V231H140ZM143 233H144V232H143ZM170 233H172V232H170ZM257 233H258V232H257ZM124 234H125V233H124ZM212 234H213V233H212ZM234 236H235V233H234ZM255 236H256V235H255ZM255 236H254V237H255ZM257 236H258V235H257ZM257 236H256V237H257ZM15 239H16V238H15ZM256 239H257V238H256ZM258 239H260V238H258ZM42 240H43V239H42ZM58 240H59V239H58ZM237 240H238V239H237ZM253 240H254V239H253ZM220 242H221V241H220ZM243 242H244V241H243ZM258 242H260V241L258 240ZM258 242H257V243H258ZM233 243H234V242H233ZM259 244H260V243H259ZM41 245H42V244H41ZM66 245H67V244H66ZM66 245H65V246H66ZM90 245H91V244H90ZM26 246H27V245H26ZM235 246H236V245H235ZM251 246H252V245H251ZM40 247H41V246H40ZM87 247H88V246H87ZM101 247H102V245H101ZM243 247H244V246H243ZM254 247H255V246H254ZM259 247H261V246H259ZM24 248H26V247H24ZM82 248H83V247H82ZM212 248H213V247H212ZM242 249H243V248H242ZM2 250H3V249H2ZM77 250H78V249H77ZM239 250H241V249L239 248ZM42 251H43V250H42ZM79 251H80V250H79ZM219 251H220V250H219ZM235 251H236V250H235ZM243 251H244V250H243ZM44 252H46V251H44ZM101 252H102V251H101ZM101 252H99V253H101ZM259 252H260V250H259ZM82 253H83V252H82ZM225 253H227V252H225ZM234 253H238V252L236 251V252H234ZM243 253H244V252H243ZM257 253H258V252H257ZM47 254H48V253H44V254H43V255H44V258H45V256H46V257L48 256ZM83 254H85V253H83ZM241 254H242V253H241ZM241 254H240V256H241ZM94 255H96V254H94ZM233 255H234V254H233ZM258 255H259V254H258ZM100 256H101V255H100ZM103 256H104V255H103ZM230 256H231V255H230ZM89 257H90V256H89ZM44 258H42V257H41V258H38V259H37V260H38V261H37L38 264H42L41 260L44 259ZM257 258H258V257H257ZM245 259H246V258H245ZM245 259H244V260H245ZM95 260H96V259H95ZM100 260H101V259H100ZM23 262H24L23 264H30L29 261H27L26 259L23 260ZM104 262H105V261H104ZM107 262H108V261H107ZM228 262H229V261H228ZM215 263H216V262H215ZM230 263H231V262H230ZM235 263H237V262H235ZM3 264H4V263H3ZM57 264H58V263H57ZM74 264H76V262H75ZM77 264H80V263H77ZM85 264H87V263H85ZM107 264H108V263H107ZM249 264H250V263H249Z\"/></svg>",
    "mask_w": 264,
    "mask_h": 264
},
{
    "label": "crops",
    "instance_id": "obj_3",
    "mask_svg": "<svg viewBox=\"0 0 264 264\" xmlns=\"http://www.w3.org/2000/svg\"><path fill=\"white\" fill-rule=\"evenodd\" d=\"M256 17L257 16H255L254 18L249 17L246 20L247 27L245 29H247V31L245 30V34H246L245 38H246V40H248V41H246L248 43V46L250 44L252 45V47H254L256 45L255 47L257 48V50H254L253 52H257V53L261 54L262 56H264V14H260V15H258L257 18ZM251 18H253V19H251ZM250 20H253V21H250ZM247 21H249L250 24L247 23ZM248 25H250V26H248ZM256 27H260V28H256ZM248 31H249V34H248ZM247 37H249V38H247ZM250 38L252 41L250 40ZM231 39H233V38H231ZM262 65L264 68V63H262Z\"/></svg>",
    "mask_w": 264,
    "mask_h": 264
}]
</instances>
